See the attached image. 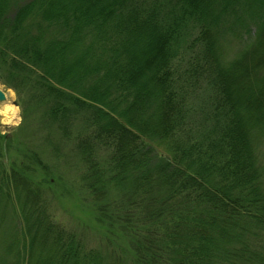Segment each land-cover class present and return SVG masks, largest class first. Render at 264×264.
<instances>
[{
	"label": "trees",
	"instance_id": "1",
	"mask_svg": "<svg viewBox=\"0 0 264 264\" xmlns=\"http://www.w3.org/2000/svg\"><path fill=\"white\" fill-rule=\"evenodd\" d=\"M0 74L65 138L84 122L81 181L130 233L126 264H264V0H0ZM14 142L0 264H122L51 219L48 166Z\"/></svg>",
	"mask_w": 264,
	"mask_h": 264
},
{
	"label": "rangeland",
	"instance_id": "2",
	"mask_svg": "<svg viewBox=\"0 0 264 264\" xmlns=\"http://www.w3.org/2000/svg\"><path fill=\"white\" fill-rule=\"evenodd\" d=\"M246 37L248 38L249 35L247 34ZM232 42L231 39L223 41V44L228 47L227 52L230 56H233L238 50V44ZM192 54L194 56L196 52ZM255 71V68L247 66L250 82H253V72ZM0 85L4 86L5 93L11 89L1 83V74ZM252 86L256 88L258 85L252 84ZM262 86L259 84V88ZM202 87L203 85L199 89L202 90ZM261 91H264V87ZM13 92L15 98L9 94L7 100L11 104L19 106L21 111L19 115L15 113L6 128V134H10L15 140L10 154L11 156H20L21 151L29 146L48 166L47 171L38 168L34 172L33 178L43 188L44 202L51 219L67 231L78 235L87 249L99 250L109 261H120L122 264H126L129 259L131 262L130 233L119 224V221L100 220L92 195L81 181L85 165L77 149V136L78 132L83 131L84 122L76 121L72 125V136L65 138L56 125L45 120L44 107L38 105L27 107L24 104V97H19L15 90ZM200 92H198L199 96ZM9 116L10 114L7 117L0 116V119H6ZM20 116L23 117L22 123L19 127H15ZM2 127L4 126L0 125V128ZM0 135L4 134L0 133ZM261 141L260 160L264 167V136ZM107 155L108 151L99 153L101 159L106 158ZM6 225H9V221ZM5 229L8 230L9 226H6ZM2 252H4L3 249L0 250V258L3 256ZM4 255L7 256V254ZM2 264H24V262L9 258L4 259Z\"/></svg>",
	"mask_w": 264,
	"mask_h": 264
},
{
	"label": "clouds",
	"instance_id": "3",
	"mask_svg": "<svg viewBox=\"0 0 264 264\" xmlns=\"http://www.w3.org/2000/svg\"><path fill=\"white\" fill-rule=\"evenodd\" d=\"M4 86L0 85V90H3ZM11 94L13 98H15V94L12 89H8V92L5 93L6 100L3 102H0V116L7 117L9 113L14 112L17 115H19L21 109L17 105L11 104L7 100L8 95ZM23 117L20 116L19 119H17L15 127H19L22 123ZM0 125L4 126L0 128V133L6 134V128L8 126V120L7 119H0Z\"/></svg>",
	"mask_w": 264,
	"mask_h": 264
},
{
	"label": "water",
	"instance_id": "4",
	"mask_svg": "<svg viewBox=\"0 0 264 264\" xmlns=\"http://www.w3.org/2000/svg\"><path fill=\"white\" fill-rule=\"evenodd\" d=\"M6 100L5 92L3 90H0V102H3Z\"/></svg>",
	"mask_w": 264,
	"mask_h": 264
},
{
	"label": "bare ground",
	"instance_id": "5",
	"mask_svg": "<svg viewBox=\"0 0 264 264\" xmlns=\"http://www.w3.org/2000/svg\"><path fill=\"white\" fill-rule=\"evenodd\" d=\"M9 114H10V116L8 118H6L8 120V122L11 121L12 118L15 116V113L14 112H11Z\"/></svg>",
	"mask_w": 264,
	"mask_h": 264
}]
</instances>
